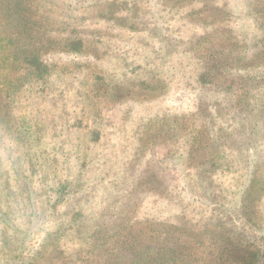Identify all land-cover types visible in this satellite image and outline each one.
Wrapping results in <instances>:
<instances>
[{
    "label": "rangeland",
    "instance_id": "374dc122",
    "mask_svg": "<svg viewBox=\"0 0 264 264\" xmlns=\"http://www.w3.org/2000/svg\"><path fill=\"white\" fill-rule=\"evenodd\" d=\"M56 1L0 0V264H264V0ZM30 34L64 50L32 89Z\"/></svg>",
    "mask_w": 264,
    "mask_h": 264
},
{
    "label": "trees",
    "instance_id": "16d2710c",
    "mask_svg": "<svg viewBox=\"0 0 264 264\" xmlns=\"http://www.w3.org/2000/svg\"><path fill=\"white\" fill-rule=\"evenodd\" d=\"M13 1H14V5H18V6L22 7L21 13L25 12L27 14V16H29L26 20H27V22H29V20H31V22L33 23L32 32L33 31L36 32L39 29H46L47 30L48 26L53 27V25L56 23V18L51 15V14H53V12H51V10H50L51 7L48 8V7H45V5H44V6L40 7L41 8L40 10H37V7L32 8V6H31L32 2L41 1L44 4H48V5L55 6L58 8V5H56V2H57L56 0H13ZM158 1H163V0H158ZM164 1H166V0H164ZM169 1H173V0H169ZM4 4H5L4 2H0V5H3L1 7L2 9L5 8ZM213 5L218 7V4L214 3ZM248 5H250V4H248ZM201 7L204 8L205 5L201 6ZM61 8L66 10V12L64 13V17L68 18L70 22L72 21V23H74L76 20L74 17V13H73L74 10L67 9L63 6H61ZM171 8H173V7H171ZM13 9H14V7H13ZM44 9H46V10H44ZM180 10L181 9L178 8V10H175V11L178 13V11H180ZM208 10H212V9L208 8ZM208 10H207V12H208ZM45 11H49L50 14L48 12H45ZM69 11H71V14H69V15L66 14ZM192 12L194 13V10ZM10 14L11 15L8 16L10 19L7 17V19H9V20L15 18L18 15V13L15 10H11ZM32 15L39 16V20H32V18H31ZM210 15L212 16L211 20H212L213 24H217L218 20H220L219 8H216L215 11H213V14L210 12ZM263 16H264V14H263ZM257 21H258L257 25L260 29L261 23H259L260 21L258 18H257ZM9 22H11L13 24V21H9ZM70 22H68L67 24H70ZM121 22H122V19H121ZM262 26H263V23H262ZM74 28L75 27H73V29ZM230 31H231V29L228 25L224 27L225 33L229 34ZM76 35L77 34L66 35V37L64 39H66V44H67L66 47L67 48H69L70 45H72V43H73L72 41ZM30 36H31L30 39L33 43L34 49L33 50L31 49L30 55L24 54V56H21V57H24L25 61L30 66V71L27 73L26 77H27V84L30 85L31 86L30 88L32 89L34 84H37L38 82H43L47 77H49L51 75L52 66L55 64L54 62H51V59H53V56H55V53L59 51V50H55L57 48V47H55V44L58 45L60 40L58 38H56L54 36H50L48 34L45 38L42 35L36 36L35 34H30ZM1 42H2V44L0 45L2 47L1 52L4 51L3 48H6V49H8V53H10L9 58L7 60H5V62L6 61L10 62V64H9V66H7L6 69H5V64L3 67H0V83H2V81H5V83L8 85L7 86L8 90H9V88H12V92H13V90L15 88L16 90L14 92H17L19 90V88L15 87V86L17 83H19V81L22 79V77L15 78V77H13V73H14V70L16 68L17 61L19 59L20 54H19L18 50L13 47V42L9 38H6L3 36V38H1ZM96 43H104V40L102 38L97 39ZM98 46H99V44L95 48L97 50L96 54L99 51ZM66 47H65V49H66ZM80 47H82V48H80L82 50H76L77 52L74 51L75 54L76 53L81 54L83 52V50H85V47H87V44L84 43L83 46L80 44ZM66 50H68V49H66ZM78 51H81V52H78ZM59 52H64V50L59 51ZM67 52H68V54H72V50H69ZM65 54H66V52H65ZM45 55H47V59L44 58ZM207 61L211 65L208 64L207 70H204V72H202V74H200V77L198 79L202 83H204L206 80H208L211 77L212 74H209V72L211 73V71H213V69H215L217 67V63H215V62L219 61V56L217 54L214 56L211 55V57H209L207 59ZM209 65H210V67H209ZM225 65H226V63H225ZM225 65L222 67H219V69H217V70L220 71V68L225 67ZM205 66H206V64H205ZM99 79L105 80L106 78L103 75ZM39 90L43 91V89H39ZM94 91L97 92V88Z\"/></svg>",
    "mask_w": 264,
    "mask_h": 264
}]
</instances>
